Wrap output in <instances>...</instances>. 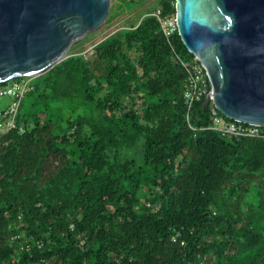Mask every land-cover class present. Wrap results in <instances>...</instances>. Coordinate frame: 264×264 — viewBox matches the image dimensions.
I'll return each mask as SVG.
<instances>
[{"label": "trees", "instance_id": "16d2710c", "mask_svg": "<svg viewBox=\"0 0 264 264\" xmlns=\"http://www.w3.org/2000/svg\"><path fill=\"white\" fill-rule=\"evenodd\" d=\"M156 8L175 0L28 77L0 137V264H264V139L208 128L204 99L186 118L194 55Z\"/></svg>", "mask_w": 264, "mask_h": 264}, {"label": "water", "instance_id": "95a60500", "mask_svg": "<svg viewBox=\"0 0 264 264\" xmlns=\"http://www.w3.org/2000/svg\"><path fill=\"white\" fill-rule=\"evenodd\" d=\"M110 0H0V83L39 75L104 24ZM178 35L225 117L264 125V0H175Z\"/></svg>", "mask_w": 264, "mask_h": 264}, {"label": "built area", "instance_id": "2783aa9c", "mask_svg": "<svg viewBox=\"0 0 264 264\" xmlns=\"http://www.w3.org/2000/svg\"><path fill=\"white\" fill-rule=\"evenodd\" d=\"M151 14L156 16L160 21L161 30L166 37H170L178 32L175 13L161 17V9L156 8ZM185 67L187 69V79L183 91V99L188 110L186 118H189L193 104L210 96L212 86L206 69L197 57L194 56L191 61L185 64ZM28 89V77H21V79L0 86V98L8 97L10 100L5 107H0V137L10 130L17 128L19 107ZM208 106L211 116L208 128L218 131L222 136L235 135L264 139V125L243 123L225 117L211 101ZM25 247L28 249V245Z\"/></svg>", "mask_w": 264, "mask_h": 264}, {"label": "rangeland", "instance_id": "374dc122", "mask_svg": "<svg viewBox=\"0 0 264 264\" xmlns=\"http://www.w3.org/2000/svg\"><path fill=\"white\" fill-rule=\"evenodd\" d=\"M152 2H154V0H146L144 2L143 0H139V1L138 0H131V1L123 0L119 9H118V6L117 8H114V6L112 5L113 8L111 7V9H109L106 20L111 14L113 15V18L115 20L111 21L109 24L107 23L105 24L104 22V24H102L100 28L88 33L87 36L79 40V42L77 41L74 42L68 54L70 52L77 51L82 48H86L87 46L91 45L93 42H95L96 40H98L99 38L107 34L108 32H110L115 27H118V26L127 27L135 23L143 16V13L146 10L154 6V4H151ZM113 3L115 4L117 2L113 0ZM142 5H144V7L139 8ZM115 11L117 12L115 13ZM9 101L10 100L8 97L0 98V107L1 108L5 107L9 103Z\"/></svg>", "mask_w": 264, "mask_h": 264}, {"label": "crops", "instance_id": "0c3cea01", "mask_svg": "<svg viewBox=\"0 0 264 264\" xmlns=\"http://www.w3.org/2000/svg\"><path fill=\"white\" fill-rule=\"evenodd\" d=\"M146 0H143V2ZM157 2V0H154V2H152L151 4H155ZM144 7V5L140 6L139 8ZM147 11V10H146Z\"/></svg>", "mask_w": 264, "mask_h": 264}]
</instances>
